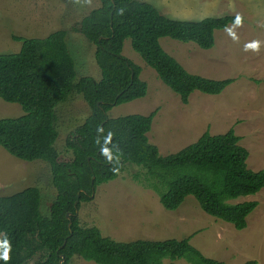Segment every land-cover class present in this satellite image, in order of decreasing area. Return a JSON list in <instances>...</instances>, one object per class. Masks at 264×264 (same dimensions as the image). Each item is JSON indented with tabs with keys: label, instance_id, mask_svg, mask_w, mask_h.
<instances>
[{
	"label": "trees",
	"instance_id": "16d2710c",
	"mask_svg": "<svg viewBox=\"0 0 264 264\" xmlns=\"http://www.w3.org/2000/svg\"><path fill=\"white\" fill-rule=\"evenodd\" d=\"M242 22L237 15L172 19L146 1L99 0V7L79 24V33L95 47L99 81L90 77L76 80L66 31L56 30L45 37H14L20 43L19 51L0 54V99L18 104L23 115L0 119V147L18 160L47 163L56 195L48 216L41 213V194L35 186L0 196V264L33 260V264H69L74 256L95 264H163L165 259L226 264L203 256L190 244L191 237L119 242L104 237L97 227L80 225L75 213L96 187L113 181L131 164L145 169L156 181L153 187L165 210H177L192 196L209 216L239 231L246 227V218L258 203L230 201L261 191L264 171L248 169V151L233 129L217 135L205 131L195 142L161 156L147 137L156 111L145 116L107 117L112 107L147 93L140 67L122 55L126 39L159 80L187 104L193 92L219 95L233 80L187 72L159 40L168 37L209 50L215 31ZM72 93L82 96L90 115L66 138L65 149L72 159L64 162L55 146L56 109Z\"/></svg>",
	"mask_w": 264,
	"mask_h": 264
},
{
	"label": "rangeland",
	"instance_id": "374dc122",
	"mask_svg": "<svg viewBox=\"0 0 264 264\" xmlns=\"http://www.w3.org/2000/svg\"><path fill=\"white\" fill-rule=\"evenodd\" d=\"M154 5L161 14L180 20L237 15L243 22L214 32V45L203 50L194 43L168 37L161 47L187 72L214 80L232 79L219 95L193 92L187 104L166 87L156 73L135 53L129 39L122 55L140 67V79L147 85L145 97L112 107L107 117L148 115L156 111L147 133L150 144L161 156L195 142L205 131L224 134L229 129L240 137L248 151L247 167L264 171V0H138ZM99 0H0V54L16 53L20 43L14 37H45L66 31V42L75 62L76 80L99 81L95 47L79 33V24ZM184 68V69H185ZM56 150L59 159H72L65 149L66 138L90 115L82 96L72 93L57 109ZM23 115L18 104L0 99V119ZM50 170L42 161L18 160L0 147V196L35 186L41 194V213L49 214L56 195ZM156 181L142 167L126 164L116 179L96 187L87 202L80 203L77 218L84 227H97L104 237L119 242L135 240H181L203 256L226 264L254 260L264 264V188L255 195L230 201H256L243 230L204 213L192 196L175 211L165 210L155 192ZM34 261V260H33ZM31 261L28 264H33ZM188 264L184 260H163V264ZM69 264H95L74 256Z\"/></svg>",
	"mask_w": 264,
	"mask_h": 264
},
{
	"label": "water",
	"instance_id": "95a60500",
	"mask_svg": "<svg viewBox=\"0 0 264 264\" xmlns=\"http://www.w3.org/2000/svg\"><path fill=\"white\" fill-rule=\"evenodd\" d=\"M94 194V193H93ZM93 194H92V196H93ZM78 197H79V195H78ZM76 215L78 214V210H76V213H75ZM66 218L67 219H70V213H68L67 215H66Z\"/></svg>",
	"mask_w": 264,
	"mask_h": 264
},
{
	"label": "clouds",
	"instance_id": "9594fccd",
	"mask_svg": "<svg viewBox=\"0 0 264 264\" xmlns=\"http://www.w3.org/2000/svg\"><path fill=\"white\" fill-rule=\"evenodd\" d=\"M4 258H5V259H7V258H8V257H7V254H6V256H4Z\"/></svg>",
	"mask_w": 264,
	"mask_h": 264
},
{
	"label": "crops",
	"instance_id": "0c3cea01",
	"mask_svg": "<svg viewBox=\"0 0 264 264\" xmlns=\"http://www.w3.org/2000/svg\"><path fill=\"white\" fill-rule=\"evenodd\" d=\"M183 68H185L184 66H182ZM185 70H187L186 68H185ZM188 71V70H187Z\"/></svg>",
	"mask_w": 264,
	"mask_h": 264
},
{
	"label": "snow or ice",
	"instance_id": "6c2138e0",
	"mask_svg": "<svg viewBox=\"0 0 264 264\" xmlns=\"http://www.w3.org/2000/svg\"><path fill=\"white\" fill-rule=\"evenodd\" d=\"M6 254H7V253H6V251H5L4 255L6 256Z\"/></svg>",
	"mask_w": 264,
	"mask_h": 264
}]
</instances>
